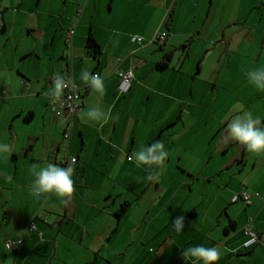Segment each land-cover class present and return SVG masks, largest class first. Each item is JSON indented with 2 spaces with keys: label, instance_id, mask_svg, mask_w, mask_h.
Returning a JSON list of instances; mask_svg holds the SVG:
<instances>
[{
  "label": "crops",
  "instance_id": "crops-1",
  "mask_svg": "<svg viewBox=\"0 0 264 264\" xmlns=\"http://www.w3.org/2000/svg\"><path fill=\"white\" fill-rule=\"evenodd\" d=\"M157 33L167 34L164 44L149 42ZM89 37L98 55L87 49ZM133 37H142L143 46ZM219 52L237 53L239 79L248 77L246 68H264V0H0V91L7 92L0 95V122L7 115L13 131L39 118V131L26 146L28 163L19 165L14 152L15 171L0 168V178L13 181L3 188L0 179V264H193L181 252L198 245L220 248L216 264H264V154L248 156L244 146L233 149L238 142L226 139L224 158H214L220 148L186 155L210 126L215 105L233 92L221 84L223 70L207 65ZM170 53L167 67H159ZM118 69L134 72L126 95L118 92ZM211 70L213 84L203 87L200 77L212 76ZM84 71L103 78V95L82 79ZM54 74L69 76L83 97L67 141L64 123L50 108ZM204 97L211 98V110L200 105ZM91 108L108 118H89ZM230 109L223 112L232 117L249 107ZM154 142L169 152L164 164L138 167L133 154ZM33 147L39 151L30 157ZM175 155L181 164L170 169ZM67 158L77 164L62 165ZM48 164L73 167L75 189L66 203L55 194L37 198L29 192L33 169ZM149 173L157 178L148 181ZM181 174L192 182H183L166 202L162 179ZM201 179L215 194L207 200L205 188L195 198L203 196L208 205L182 206L184 185ZM245 192L249 205L234 202ZM125 202L131 206L119 219ZM181 216L184 228L177 232L172 223ZM250 220L258 243L247 247ZM20 237V250L8 251L6 241Z\"/></svg>",
  "mask_w": 264,
  "mask_h": 264
},
{
  "label": "rangeland",
  "instance_id": "rangeland-1",
  "mask_svg": "<svg viewBox=\"0 0 264 264\" xmlns=\"http://www.w3.org/2000/svg\"><path fill=\"white\" fill-rule=\"evenodd\" d=\"M239 52L242 53L241 51ZM7 53H8V50H5V51L4 49L2 50V55H1L2 64H4V60H5ZM258 53L259 51L256 50L255 54L258 55ZM236 54L230 57V54L228 52H224L223 54L221 52L217 54L212 53L213 56H209L208 57L209 60L207 59L208 61L207 65L209 67L219 66V68L223 70L220 76V80L222 82L221 84L228 86L230 90L232 89L233 92H231L227 98L222 99L218 102L223 105L217 104L215 105V107L211 106L210 97H204L201 100L200 105H202V107L207 108L209 110H211L214 107L211 113L212 114L214 113L215 115L209 116L207 114L209 117L208 120H209L210 126L208 128L204 127V130L205 129L206 130L197 137L196 143L194 145H189L192 149L191 151L187 152L186 155L188 157L206 156L208 154H212V150L216 148L219 149L220 146H222L223 141H224V147H225L226 145L225 143H227V140H226L227 134H226L225 129L227 127L228 122L234 116L231 117V115L224 114L225 112L223 111L226 110V112L227 111L230 112L231 110L230 107H236L237 110H241V109H245V107L248 106L249 110L247 109L245 111L250 112L255 118H258L261 121L260 126L263 125L264 127V89H257L253 84H250L248 77L244 78V80L238 78V73L240 72L241 69L237 68L234 63L235 61H238L239 59L238 55ZM228 63H230V66H231L230 70L227 68ZM246 70L250 71V70H253V68H246ZM229 71L237 72V73L231 74L229 73ZM211 73H212V76H210L209 73L208 74L204 73L200 77L203 87L205 86L204 82H210L213 84V80L215 79L213 78L214 71L211 70ZM227 74H228V77H226ZM209 86H211V84ZM3 92H6V91L1 90L0 95H3ZM219 117L222 120L221 126L220 124H218V121H217V118ZM34 131L36 132L39 131V118H38V122L36 124H33V126H27V127L24 126V128L18 127L16 129H13V131L10 129V125L7 123V115L4 118H2L0 122V143H6L10 145V149H11L9 153H0V168L2 172H7L8 165H10V170H9L10 172L15 171V167L17 166L18 159L16 155H14V152H17L20 156L19 165H23V163H28V161H26L27 159L26 158V154H27L26 146L28 145L30 138H32L33 136L36 137V135L33 133ZM33 140L34 139H32V141ZM40 141L42 142L43 140L40 139ZM239 145L240 144L237 143L235 146H233V149L239 150L240 149L238 148ZM221 148L219 149V151L216 150L218 152L214 154V158H217V157H219L220 159L222 157L224 158V153L222 152L223 148L222 149ZM37 150L39 151V149L37 148L34 149L33 147V149L29 151L30 157L32 156V154H35ZM252 154L254 153L247 152L248 156ZM175 158L176 159L172 161V163L170 164V167H171L170 169H173L174 167L178 168V165L181 164L177 155H175ZM20 170H21V173L24 174V179L28 177V172H29L28 168L25 169L24 167V168H21ZM181 173L183 174V172ZM182 174L180 175L181 177H174L172 175H166L164 179H162L163 181L161 185L162 190L160 194L162 196L164 195L163 192H167L166 197L164 198L166 202H168V199L173 196L174 191L176 189L182 188L181 184L187 180V178ZM0 179L3 183V188L10 187L13 184L12 179L11 181L7 180L6 178H0ZM187 181L192 182V179H188ZM25 185H26V181H25ZM205 188L207 189L206 199L208 200L210 197H213L215 194L212 184L207 185L206 182L201 179V180H196L193 184H188L186 186L184 185V188L181 190L182 195H184V198L181 201L182 206H188L190 203L194 204V206H197L198 209H201V207L207 206L208 205L207 202L203 203V196H199L197 199L195 198L198 192L199 191L202 192V190ZM191 189L193 190V192H191ZM203 218H204V215H201V219ZM190 220L196 221L197 219H190Z\"/></svg>",
  "mask_w": 264,
  "mask_h": 264
},
{
  "label": "clouds",
  "instance_id": "clouds-1",
  "mask_svg": "<svg viewBox=\"0 0 264 264\" xmlns=\"http://www.w3.org/2000/svg\"><path fill=\"white\" fill-rule=\"evenodd\" d=\"M247 76L250 84H253L257 89H264V68L250 70ZM82 79L95 92L100 95L105 93V84L101 76L91 75L88 71H84ZM67 87H69V81L61 75H56L53 79L50 95L59 99ZM87 115L94 120H106L108 118V115L102 113L98 108H91ZM260 125L261 121L258 118H255L250 112L244 111L228 122L225 129L227 139L238 142L249 153L264 154V127ZM10 150V145L0 143V153H9ZM133 155L138 167L141 165L162 166L169 152L162 142H154L150 147L142 148ZM32 174L34 179L29 186L31 195L41 198L45 194H55L62 203H66L73 196L74 181L71 165L64 168L55 164H48L46 167L40 168L39 171L33 169ZM156 178L154 173H149L146 177L148 181H153ZM6 179L11 181L12 177L7 176ZM172 225L177 232H181L184 228V218L182 216L177 217ZM181 256L184 260L193 258V264H216L221 258V250L219 247L198 245L184 249Z\"/></svg>",
  "mask_w": 264,
  "mask_h": 264
},
{
  "label": "built area",
  "instance_id": "built-area-1",
  "mask_svg": "<svg viewBox=\"0 0 264 264\" xmlns=\"http://www.w3.org/2000/svg\"><path fill=\"white\" fill-rule=\"evenodd\" d=\"M75 30L74 28L71 29L68 33V39H72L74 36ZM167 38L166 33H157L149 42L151 44H163L165 43ZM132 41L136 43L138 46L142 47L143 46V38L142 37H133ZM71 46V44H68ZM121 62V60L119 61ZM55 74L53 77H55ZM116 76L120 80V84L118 86V92L121 95L127 94L130 89L132 88L133 85V80H134V72L133 70H127L123 71L118 69L116 71ZM66 78V80L69 81V87L65 88L63 91L62 96L57 99H54L53 104L51 105V111L52 113L58 118L61 119L62 122L64 123L63 125L66 127V131L64 132V139L67 141L70 136V130L73 127V122L72 119L74 115L80 111L82 107V94L81 90L78 86L74 85L69 76H63ZM4 95L7 93L4 92ZM62 165L67 166L68 164L76 165L77 164V158H68L67 160H62ZM75 189V185H74ZM242 199L246 204L251 203V196L247 194L246 192L243 193L241 196H237L234 198V202ZM28 229L30 231L35 230V224L30 223L28 226ZM245 234L250 237L251 241L246 245L247 247L252 246L254 243L258 242V238L256 234L253 231V226H252V221L250 220L247 226L245 227ZM6 249L8 251H18L22 247L23 244V238L20 237L16 242H10L6 241L5 243Z\"/></svg>",
  "mask_w": 264,
  "mask_h": 264
},
{
  "label": "trees",
  "instance_id": "trees-1",
  "mask_svg": "<svg viewBox=\"0 0 264 264\" xmlns=\"http://www.w3.org/2000/svg\"><path fill=\"white\" fill-rule=\"evenodd\" d=\"M167 39V38H166ZM164 44V43H163ZM68 45V44H67ZM87 49L88 50H90L91 52L93 51V54H99L100 53V51H99V47H98V45H97V43L95 42V40L92 38V37H89V39H88V41H87ZM171 58H172V54L170 53V54H166L165 55V57H164V62L163 63H161V64H159V67H167V63H169L170 62V60H171ZM55 75V74H54ZM53 75V76H54ZM59 75H61V76H65V75H62V74H59ZM118 78V77H117ZM53 79H54V77H53ZM119 79V78H118ZM119 84H120V80H119ZM27 85V84H26ZM27 86H29V85H27ZM119 86V85H118ZM133 86V85H132ZM132 89V88H131ZM130 89V90H131ZM129 93V92H128ZM7 95V94H6ZM126 95V94H125ZM3 96H5L4 94H3ZM55 99V98H54ZM54 99H53V102H54ZM82 99H83V97H82ZM53 104V103H52ZM51 104V105H52ZM51 105H50V108H51ZM82 107H83V102H82ZM82 107H81V109H82ZM81 109H80V111H81ZM80 111L79 112H77L75 115H74V117H73V119H72V122H74V120H75V117L80 113ZM52 112V111H51ZM53 114V113H52ZM54 115V114H53ZM63 136H64V133H63ZM68 159V158H67ZM67 159H65V160H67ZM64 160V159H63ZM77 161H78V159H77ZM130 206H131V204L130 203H128V202H125L124 204H122L121 206H120V208H119V210L116 212V215H117V217L120 219V218H122L127 212H128V210H129V208H130ZM231 228L233 229L234 228V222H232V225H231ZM256 243H258V242H256ZM256 243H254L253 245H255ZM252 245V246H253ZM19 251V250H18ZM18 251H13V252H18Z\"/></svg>",
  "mask_w": 264,
  "mask_h": 264
}]
</instances>
